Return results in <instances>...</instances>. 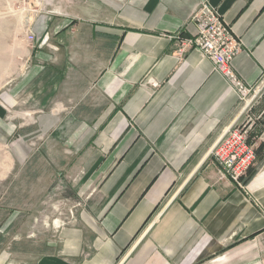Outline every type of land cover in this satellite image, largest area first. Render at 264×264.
Segmentation results:
<instances>
[{"label":"crops","instance_id":"0c3cea01","mask_svg":"<svg viewBox=\"0 0 264 264\" xmlns=\"http://www.w3.org/2000/svg\"><path fill=\"white\" fill-rule=\"evenodd\" d=\"M201 1L93 0L86 21L41 16L38 61L0 103V183L28 162L34 135L48 150L54 141L75 215L38 251L0 248V264H208L264 244V0H207L240 42L232 68L250 88L245 106L197 50L178 52ZM69 62L102 67L90 123L62 107L32 122L11 114ZM236 121L256 146L244 189L208 159Z\"/></svg>","mask_w":264,"mask_h":264},{"label":"rangeland","instance_id":"374dc122","mask_svg":"<svg viewBox=\"0 0 264 264\" xmlns=\"http://www.w3.org/2000/svg\"><path fill=\"white\" fill-rule=\"evenodd\" d=\"M93 0H0V103L30 66L38 61L35 54L40 44V18L86 21L93 12ZM54 24V23H53ZM32 37V39H31ZM53 37H50V42ZM53 42V41H52ZM54 56L55 52H51ZM63 60L60 62L62 63ZM55 63V62H54ZM70 63V62H69ZM27 93L15 97L8 110L16 117L26 114L34 121L38 112L61 109L76 121L88 124L97 113L100 99L93 92L91 80L101 66H60L58 76L50 74ZM47 82L48 88L43 87ZM40 92V93H39ZM15 124L23 123L20 118ZM51 145V144H50ZM32 156L12 177L0 183V248L38 251L62 224L75 215L67 184L58 159L64 149L52 142L51 149L39 147L38 137L30 141ZM242 252H232L208 264H264V244H252Z\"/></svg>","mask_w":264,"mask_h":264},{"label":"built area","instance_id":"2783aa9c","mask_svg":"<svg viewBox=\"0 0 264 264\" xmlns=\"http://www.w3.org/2000/svg\"><path fill=\"white\" fill-rule=\"evenodd\" d=\"M192 23L196 27V33L191 38L178 40V52L197 50L212 63L214 72L232 85L238 100L245 106L250 88L238 80L232 68V61L240 52L239 40L207 0L200 2ZM247 133V128L242 123L234 122L223 131L208 155V159L219 166V178L231 181L238 189L245 188L255 161L256 146L248 142Z\"/></svg>","mask_w":264,"mask_h":264},{"label":"trees","instance_id":"16d2710c","mask_svg":"<svg viewBox=\"0 0 264 264\" xmlns=\"http://www.w3.org/2000/svg\"><path fill=\"white\" fill-rule=\"evenodd\" d=\"M252 175V172H249V177L248 178H250V176ZM247 181V180H246Z\"/></svg>","mask_w":264,"mask_h":264}]
</instances>
